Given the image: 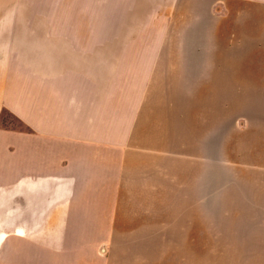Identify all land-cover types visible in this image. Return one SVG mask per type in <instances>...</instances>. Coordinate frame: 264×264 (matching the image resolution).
I'll list each match as a JSON object with an SVG mask.
<instances>
[{"label": "rangeland", "instance_id": "1", "mask_svg": "<svg viewBox=\"0 0 264 264\" xmlns=\"http://www.w3.org/2000/svg\"><path fill=\"white\" fill-rule=\"evenodd\" d=\"M0 2L43 14L51 34L82 49L194 52L195 71L220 50L237 58L210 62L242 70L219 75L222 89L194 83L187 116L147 118L145 137L66 139L67 151L85 152L67 154L66 177L93 179L92 200L105 199L113 159L112 227L106 209L34 217L20 188L0 186V264H264V0ZM0 129L29 131L6 108ZM13 156L1 149L0 167Z\"/></svg>", "mask_w": 264, "mask_h": 264}, {"label": "crops", "instance_id": "2", "mask_svg": "<svg viewBox=\"0 0 264 264\" xmlns=\"http://www.w3.org/2000/svg\"><path fill=\"white\" fill-rule=\"evenodd\" d=\"M78 43L51 34L43 14L29 19L23 5L0 2V111L10 110L29 128L0 129V150L14 155L9 167H0V186L20 188L16 193H24L34 217L65 219L69 211L88 216L91 208L96 213L106 209L112 227L114 187H119L113 159H105L106 175L99 184L105 187V199L92 200L93 179L66 177L67 154L85 153L67 151L66 139L101 136L123 144L145 137L147 118L169 122L179 112L187 116L193 104L189 95L196 88L210 82L222 89L219 75H240L242 70L210 62L237 58L220 50L199 56L203 63L195 71L194 52L98 51ZM195 73L200 77L194 78ZM76 187L85 189L78 194ZM18 232L24 233L22 228Z\"/></svg>", "mask_w": 264, "mask_h": 264}]
</instances>
